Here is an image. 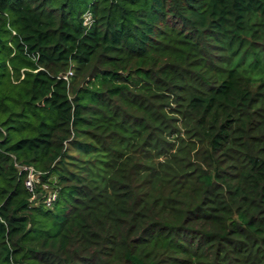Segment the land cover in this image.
<instances>
[{"label":"trees","instance_id":"obj_1","mask_svg":"<svg viewBox=\"0 0 264 264\" xmlns=\"http://www.w3.org/2000/svg\"><path fill=\"white\" fill-rule=\"evenodd\" d=\"M0 264H264V0H0Z\"/></svg>","mask_w":264,"mask_h":264},{"label":"built area","instance_id":"obj_2","mask_svg":"<svg viewBox=\"0 0 264 264\" xmlns=\"http://www.w3.org/2000/svg\"><path fill=\"white\" fill-rule=\"evenodd\" d=\"M64 78H66V76H64ZM35 178H36L35 174L29 170L28 175H27V179L25 181V185H26V188L30 192L33 189L35 180H37V178L36 179ZM44 188L47 189V186H44ZM54 200H55V192L54 191H47V194L45 195V200H44L45 204L50 205Z\"/></svg>","mask_w":264,"mask_h":264},{"label":"rangeland","instance_id":"obj_3","mask_svg":"<svg viewBox=\"0 0 264 264\" xmlns=\"http://www.w3.org/2000/svg\"><path fill=\"white\" fill-rule=\"evenodd\" d=\"M87 16H85V18H86ZM125 61V64L128 66L129 65V63H130V61H128V60H124ZM160 63V62H159ZM132 64H133V61H132ZM159 68V67H158ZM65 76L67 75L68 76V78L70 77V76H74L75 74H76V71H75V68H73V67H71V65L70 66H67V68H66V70H65ZM125 76H126V73H123ZM36 179V178H35ZM35 182H37V180H35Z\"/></svg>","mask_w":264,"mask_h":264}]
</instances>
